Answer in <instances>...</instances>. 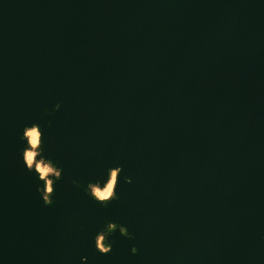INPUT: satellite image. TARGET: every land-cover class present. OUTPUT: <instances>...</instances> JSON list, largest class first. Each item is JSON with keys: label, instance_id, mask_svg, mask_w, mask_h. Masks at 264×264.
Masks as SVG:
<instances>
[{"label": "water", "instance_id": "95a60500", "mask_svg": "<svg viewBox=\"0 0 264 264\" xmlns=\"http://www.w3.org/2000/svg\"><path fill=\"white\" fill-rule=\"evenodd\" d=\"M0 264H264V0H0Z\"/></svg>", "mask_w": 264, "mask_h": 264}, {"label": "clouds", "instance_id": "9594fccd", "mask_svg": "<svg viewBox=\"0 0 264 264\" xmlns=\"http://www.w3.org/2000/svg\"><path fill=\"white\" fill-rule=\"evenodd\" d=\"M59 107L60 105L57 104L55 109ZM21 140L25 143V147L22 150V163L24 168L28 172H34L37 179L42 182V186L38 185L36 191L40 193L43 204L45 206L50 205L53 203L51 197L55 191L54 183L61 178L62 169L56 166L52 160L44 156L43 133L37 124L25 126L22 130ZM121 171L122 169L119 166L109 168L106 179L102 183L97 181L94 183L90 182L86 185L84 189L85 194L102 206H106L111 201L118 199L115 190ZM125 182H130L127 177L125 178ZM116 230L122 236L131 238L130 233L127 232L124 226L111 222L107 223L94 238L95 249L100 254H107L111 251V242L108 237ZM131 251L135 253L136 248L133 247Z\"/></svg>", "mask_w": 264, "mask_h": 264}, {"label": "rangeland", "instance_id": "374dc122", "mask_svg": "<svg viewBox=\"0 0 264 264\" xmlns=\"http://www.w3.org/2000/svg\"><path fill=\"white\" fill-rule=\"evenodd\" d=\"M107 246V245H106Z\"/></svg>", "mask_w": 264, "mask_h": 264}]
</instances>
